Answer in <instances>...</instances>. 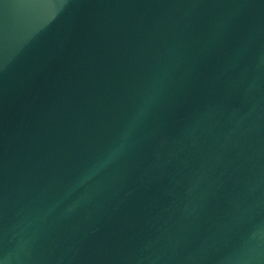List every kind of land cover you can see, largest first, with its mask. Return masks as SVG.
Masks as SVG:
<instances>
[{"label": "water", "instance_id": "95a60500", "mask_svg": "<svg viewBox=\"0 0 264 264\" xmlns=\"http://www.w3.org/2000/svg\"><path fill=\"white\" fill-rule=\"evenodd\" d=\"M0 264H264V0H0Z\"/></svg>", "mask_w": 264, "mask_h": 264}, {"label": "clouds", "instance_id": "9594fccd", "mask_svg": "<svg viewBox=\"0 0 264 264\" xmlns=\"http://www.w3.org/2000/svg\"><path fill=\"white\" fill-rule=\"evenodd\" d=\"M118 154V150H113L110 154H109V156H108V159L107 160H105L104 161V163L106 164V163H108L109 161H111L112 159H114L115 158V156ZM103 166V165H102Z\"/></svg>", "mask_w": 264, "mask_h": 264}]
</instances>
